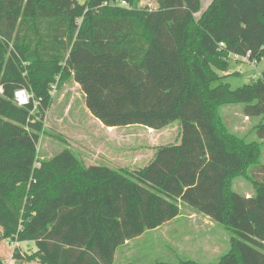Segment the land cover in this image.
<instances>
[{"label": "trees", "instance_id": "16d2710c", "mask_svg": "<svg viewBox=\"0 0 264 264\" xmlns=\"http://www.w3.org/2000/svg\"><path fill=\"white\" fill-rule=\"evenodd\" d=\"M112 1L0 0V243L19 244L10 264H114L120 247L183 205L237 236L218 264H264L251 248L264 247L259 145L230 133L219 113L245 105L264 140V70L235 90L219 74L234 56L264 59V0H214L199 18L201 0H155L151 10ZM70 80L109 132L180 122L179 144L142 169L87 166L69 148L41 161L51 93ZM20 90L33 94L27 106L15 101ZM252 166L254 197L237 195L231 180Z\"/></svg>", "mask_w": 264, "mask_h": 264}, {"label": "rangeland", "instance_id": "374dc122", "mask_svg": "<svg viewBox=\"0 0 264 264\" xmlns=\"http://www.w3.org/2000/svg\"><path fill=\"white\" fill-rule=\"evenodd\" d=\"M213 1L201 0V12L197 18L201 17ZM139 6L151 10L157 4L155 0H141ZM263 70L264 59L255 65L232 59L228 71L219 74L223 76L222 83L235 90L246 85L248 77L262 75ZM244 108L243 104L222 105L219 113L230 133L259 145L258 160L264 165V140L257 136L254 129L261 122V117L247 118ZM115 129L116 131L109 132L108 128L103 127L90 114L82 90L70 80L57 88L53 95V104L45 120V132L41 134L37 145L38 158L41 161L48 160L69 148L88 166L140 168L148 163L160 147L177 145L181 138L180 122L153 133L141 125ZM254 168L255 166L250 167L247 172L231 180V190L237 195L254 197L255 189L248 180V175ZM182 207L184 214L188 209L193 210L186 205ZM193 225L194 221L184 218L182 224L167 226L166 236L163 232L148 231L139 239L133 240L129 246L120 248L114 264H182L188 260L201 264H218L221 257L230 250L231 238L237 236L217 224L215 228L202 223L198 227ZM243 242L247 244L246 241ZM20 248L24 254H33L36 250L34 243L20 244ZM13 254L11 241L0 243V256L6 263H13Z\"/></svg>", "mask_w": 264, "mask_h": 264}, {"label": "crops", "instance_id": "0c3cea01", "mask_svg": "<svg viewBox=\"0 0 264 264\" xmlns=\"http://www.w3.org/2000/svg\"><path fill=\"white\" fill-rule=\"evenodd\" d=\"M77 84V83H76ZM78 85V84H77ZM79 86V85H78ZM79 88H80V86H79ZM102 125V124H101ZM103 126V125H102ZM104 127V126H103ZM108 129H110V128H108ZM113 129H115V128H113ZM153 157H154V155H152L151 157H150V159H149V161H148V163L145 165V166H143V167H140L141 169L142 168H144V167H146L149 163H150V161L153 159ZM88 166V165H87ZM89 166H92V165H89ZM108 167H110V168H113L112 166H109V165H107ZM124 168V167H123ZM115 169V168H114ZM247 198H252L251 197V195H249V196H247ZM183 207H181V214H180V216L178 217V218H176V219H174L173 221H171V222H169V223H167V224H165V225H163V226H161L160 228H158V229H156V230H153L152 232H163V234H164V236H166L167 234H168V229H166V227L167 226H169V225H172V224H175V223H177V224H182L183 222H184V218H186V219H188V220H192V221H194V225H196V227H198V225L199 224H203V225H210V227H213V228H215V224L213 223V222H210L206 217H204V216H202V215H200V214H197V213H195V212H193V210H186V214H184L183 213ZM194 225H193V227H194ZM166 229V230H165ZM142 237V236H141ZM140 238V237H139ZM139 238H137V239H139ZM136 239V240H137ZM131 243V242H130ZM130 243H127V244H125L124 246H122V247H127V246H129L130 245ZM122 247H120V248H122ZM119 248V249H120ZM251 248L253 249V250H255L256 252H258V253H260V254H262L263 256H264V247H260V246H257V245H251ZM118 249V250H119ZM118 250H117V253H118ZM117 253H116V256H115V260L117 259ZM201 264V263H200Z\"/></svg>", "mask_w": 264, "mask_h": 264}, {"label": "built area", "instance_id": "2783aa9c", "mask_svg": "<svg viewBox=\"0 0 264 264\" xmlns=\"http://www.w3.org/2000/svg\"><path fill=\"white\" fill-rule=\"evenodd\" d=\"M79 3L81 4H85L86 2H88L89 0H77ZM111 6H122V7H128V4L125 1H121V0H113L112 2H110ZM235 61H243V62H249L250 64H257V62H250L249 60V56L248 57H238V56H234L233 58ZM256 74V75H252L251 77H248V81L249 82H253L258 80L261 75ZM251 78V79H250ZM57 88L54 87L53 91L51 93V95L53 96L56 92ZM0 93H3L2 89L0 88ZM34 99L33 94H31L28 90H20L17 91L15 94V101L18 104V106L20 107H24L27 106L28 104H30V102ZM41 166L40 162L36 163V167L39 168ZM11 245L13 246V249L15 250L19 244L17 242H13L11 243Z\"/></svg>", "mask_w": 264, "mask_h": 264}]
</instances>
